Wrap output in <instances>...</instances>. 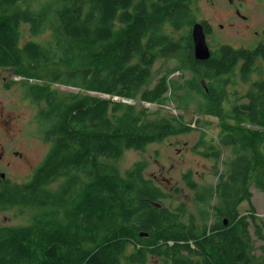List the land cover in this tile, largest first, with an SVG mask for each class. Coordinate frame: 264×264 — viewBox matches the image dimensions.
Listing matches in <instances>:
<instances>
[{
    "label": "trees",
    "instance_id": "trees-1",
    "mask_svg": "<svg viewBox=\"0 0 264 264\" xmlns=\"http://www.w3.org/2000/svg\"><path fill=\"white\" fill-rule=\"evenodd\" d=\"M199 1L0 0V71L21 78L5 86L20 85L49 144L27 182L0 184V214L13 207L32 213L30 225L0 226V264H264V245L261 258L250 252L249 230V219L264 227L251 204L252 186L264 193V81L252 82L247 103L236 92L229 97L239 59L244 81L264 74L253 69L264 48L220 45L197 61L191 28ZM158 58L177 59L178 71L191 77L166 73L154 83ZM168 94L181 109L217 119V137L203 132L196 144L204 157L217 164L230 151L216 186L219 220L211 226L206 204L214 195L192 171L183 181L196 192L200 218L186 203L167 204L172 193L146 178L145 162L124 174L115 165L126 150L195 130L181 115L146 106L165 105ZM253 233L264 240L258 225Z\"/></svg>",
    "mask_w": 264,
    "mask_h": 264
},
{
    "label": "rangeland",
    "instance_id": "rangeland-1",
    "mask_svg": "<svg viewBox=\"0 0 264 264\" xmlns=\"http://www.w3.org/2000/svg\"><path fill=\"white\" fill-rule=\"evenodd\" d=\"M237 3H243L245 6L240 10V16L234 15ZM198 5L200 12L197 22H206L214 28L213 38L219 42L216 46H212V49L215 50L218 45H230L235 49H252L259 42L264 44V0H200ZM242 16L246 20H243ZM30 38L31 35L26 33L25 40ZM178 66L179 63L175 58H158L152 67L154 83L166 73L172 80L189 79L190 73L182 74L181 71H178ZM257 67L264 69V62H258ZM239 78L242 84L238 85L239 89L235 92L238 97L244 96L240 100L241 103H247L246 94L252 90L253 86L251 82L264 81V74L253 73L248 81H244L241 76ZM11 79L21 81V78L14 77L9 69L0 71V153L3 155V158H0V168L9 177L10 182L22 184L30 179L35 168L42 162L49 150V144L38 134V128L32 121L35 110L30 103L23 99L24 91L20 85L5 86V83ZM59 88L78 91L74 87L59 86ZM118 100L120 98L117 97ZM146 106L152 111H160L164 116L181 115L195 130L150 145L144 151L126 150L122 159L114 164L124 174L135 163L145 162L147 164L146 178L153 180L166 193H172L173 198L168 200L167 204L173 203V206L176 207L180 203H186L189 211L200 218L201 209L194 201L196 192L190 190L186 182L183 181V175L192 171L193 179L199 187L207 189L208 194L214 195V198L206 204V208L210 212L208 225H213L219 220L215 214V207L218 204L216 186L219 176L225 172L230 151L224 150L222 158L216 164L213 160L204 157L203 150L197 149L196 144L203 132L207 133V140H210V137H217V119L203 116L193 106L189 110L181 109L170 94L165 100V105L146 104ZM251 127L253 128V126ZM14 152L21 153L24 159L18 158ZM177 188L179 192H175ZM251 192L253 193L251 204L256 210L255 216L261 217L264 221V193L254 186H252ZM248 209H250L249 202H243L240 206L241 213L247 214ZM30 214L32 213L26 211L24 215H20V208L13 207L0 214V226L30 225ZM225 219L228 220L225 217L220 220H223L225 224ZM249 223L253 241L250 252L261 258L260 247L264 245V240L258 239L253 231L258 225L259 228H262L264 235V227L260 222H254L252 219H249ZM227 225L225 224V226ZM262 262L264 263V259ZM149 264L159 263L151 261Z\"/></svg>",
    "mask_w": 264,
    "mask_h": 264
},
{
    "label": "flooded vegetation",
    "instance_id": "flooded-vegetation-1",
    "mask_svg": "<svg viewBox=\"0 0 264 264\" xmlns=\"http://www.w3.org/2000/svg\"><path fill=\"white\" fill-rule=\"evenodd\" d=\"M245 6H244V4L243 3H237L236 5H235V13H234V15L236 16V15H238V16H240V10H242L243 8H244ZM233 15V16H234ZM242 19L243 20H246V18L245 17H243L242 16ZM206 26H207V29H208V32H207V34H206V36H207V41H208V44H209V46H210V48H211V52L213 53V51H214V49H212V46H216L219 42H216L215 40H214V38H213V35H214V33H215V30H214V28H212L211 26H209L207 23H206ZM205 28V27H204ZM205 30V29H204ZM206 33V32H205ZM260 45L261 46H263V48H264V44H263V42H259V43H257L256 44V46L254 47V48H252V49H246V48H243V50H249V51H254L255 49L257 50V49H259L260 48ZM218 46H220V45H218ZM217 46V47H218ZM240 49H242V48H240ZM264 52V51H263ZM211 57H212V55H211ZM239 60H240V62H239ZM238 61H237V64H236V66H235V70L231 73L233 76H232V83H231V85H230V87H229V97L230 98H233L234 96H233V94L235 93V91H237L238 89H239V86L238 85H240V84H242V82L240 81V78H239V76H241V71H240V68L242 67L241 65H243L244 64V60H241V59H239ZM260 60H261V57L259 56V57H257L256 58V61H255V64H254V67H253V69H257L258 67H257V64H258V62H260ZM261 62H264V59H262V61ZM238 63H239V65H240V67H238ZM230 74V73H229ZM242 77V76H241ZM235 80V81H234ZM237 80V81H236ZM203 81V80H202ZM238 83V84H237ZM252 83V82H251ZM234 86H236V87H234ZM207 88H208V86H207ZM205 89V88H204ZM231 90H233V92H231ZM205 91H206V89H205ZM206 92H208V91H206ZM207 117H211V116H207ZM14 154L18 157V158H20V159H24V156L21 154V153H18V152H14ZM0 158H3V155H2V153H0ZM3 169L2 168H0V184L1 183H4L5 181H7V180H9V177L6 175V173L5 172H3L2 171ZM4 174V175H3Z\"/></svg>",
    "mask_w": 264,
    "mask_h": 264
},
{
    "label": "water",
    "instance_id": "water-1",
    "mask_svg": "<svg viewBox=\"0 0 264 264\" xmlns=\"http://www.w3.org/2000/svg\"><path fill=\"white\" fill-rule=\"evenodd\" d=\"M191 36L193 41V52L194 57L197 61H207L211 58L212 52L211 48L207 41V36L204 30V25L202 22H196L191 28ZM202 85L206 88L205 81H202ZM207 90V88H206ZM117 100V98H115ZM127 103H134L131 100H124ZM131 101V102H129ZM4 175V174H3ZM225 224H227V220L225 219ZM143 236V234H141ZM147 236V234H145Z\"/></svg>",
    "mask_w": 264,
    "mask_h": 264
},
{
    "label": "bare ground",
    "instance_id": "bare-ground-1",
    "mask_svg": "<svg viewBox=\"0 0 264 264\" xmlns=\"http://www.w3.org/2000/svg\"><path fill=\"white\" fill-rule=\"evenodd\" d=\"M235 81V80H234ZM237 81V80H236ZM238 84V83H237ZM234 87H236V86H234ZM244 97V96H243ZM242 98V97H241Z\"/></svg>",
    "mask_w": 264,
    "mask_h": 264
}]
</instances>
